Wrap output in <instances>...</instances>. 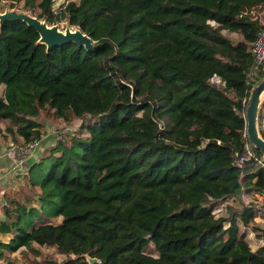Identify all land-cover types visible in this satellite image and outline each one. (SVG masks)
<instances>
[{
	"label": "trees",
	"instance_id": "16d2710c",
	"mask_svg": "<svg viewBox=\"0 0 264 264\" xmlns=\"http://www.w3.org/2000/svg\"><path fill=\"white\" fill-rule=\"evenodd\" d=\"M23 4L49 24L80 28L93 48L46 50L23 21L0 28V119L18 125L25 142L41 135L31 118L41 110L80 120L32 165L42 172L50 159L31 181L41 209L28 196L5 203L0 259L36 243L66 254L38 264H89L86 255L93 264H264V245L253 250L245 233L259 211L216 212L243 189L264 195V168L235 163L248 141L242 100L264 78L252 52L264 17L251 15L264 0ZM25 214L34 216L26 224Z\"/></svg>",
	"mask_w": 264,
	"mask_h": 264
},
{
	"label": "rangeland",
	"instance_id": "374dc122",
	"mask_svg": "<svg viewBox=\"0 0 264 264\" xmlns=\"http://www.w3.org/2000/svg\"><path fill=\"white\" fill-rule=\"evenodd\" d=\"M40 1V0H37ZM69 0H53V9H57L62 3H66ZM8 6L11 8L16 7L17 9H26L27 11H31L34 15L40 13V9L36 7L34 10L27 9L24 7L23 0L19 2H14L13 0H0V10L4 11ZM264 8L257 7L251 11V15L256 16L257 18H263ZM57 24L61 28H65L69 26L67 20H63L57 22ZM213 24V22H211ZM74 28V26H71ZM222 34L226 37L232 39L233 41H237L241 38L240 34L237 32H231L228 30H221ZM212 82H217V78H211ZM219 85L220 83H215ZM4 86H0V97L3 96ZM33 121H35V128L39 130L40 136L32 141L36 142V149L34 151V156L30 161L39 160L40 156L45 153H48L49 150L57 143L56 132L59 131L63 126H67L69 129L68 133L64 137V142H66L70 135L76 132L80 120L77 118L69 119V121H65L62 119L55 118L52 113L48 110H41L39 115L36 117H31ZM0 126L2 132L0 133V159H8L9 162L6 164H2L0 168V220L3 219V208L5 207V203L12 196L17 198L19 201H23L24 197L28 196L29 201L35 209L40 208L41 204L37 201L35 194L30 195V191L33 193L36 192V189L32 188V182H37L40 176L44 171H46L49 167L50 159H47L43 163V168L41 172V166H32L33 163L30 161H26L23 163H17L13 160V158L2 157L4 149L8 146L9 143H27L23 141V139L15 135L16 128L18 125L11 123L9 120L0 119ZM9 129L6 130V128ZM15 135V136H14ZM5 136V141L2 137ZM13 137L17 138V142L13 141ZM49 148V149H47ZM59 154V153H58ZM31 166V167H30ZM257 167V166H256ZM254 169V168H253ZM30 170V171H29ZM251 170V168H249ZM264 204V195L255 192H247L246 189H243L242 192L237 194L236 196L230 198L229 200L222 202L220 204V208L216 210L217 214L226 215L225 206H231L232 208L241 209L245 205H251L258 210V215L254 219L253 224L250 225L249 228L245 229L246 239L249 243H252V233L255 238L264 239V219L262 218L261 212ZM45 218L50 219L49 221L56 224L61 221V217H51L48 212L44 213ZM34 218L33 215L25 214L22 216V222L28 223L31 219ZM251 236V237H249ZM0 239L7 240V236H0ZM252 248V247H251ZM146 253L157 255L154 247L149 245L145 249ZM4 256L0 259V263L4 262L6 258L13 260L17 264H38L39 261L43 259H52L55 261H61L66 258V254H63L58 251L55 246L48 245H38L33 243L30 248L22 247L15 252H9L4 250Z\"/></svg>",
	"mask_w": 264,
	"mask_h": 264
},
{
	"label": "water",
	"instance_id": "95a60500",
	"mask_svg": "<svg viewBox=\"0 0 264 264\" xmlns=\"http://www.w3.org/2000/svg\"><path fill=\"white\" fill-rule=\"evenodd\" d=\"M23 21L28 26L33 27L39 34L37 44H43L46 50L52 47L74 42L83 46L86 50L93 48V40L78 27L70 25L61 28L57 23L49 24L46 19L38 18L31 11L26 9L11 8L8 6L4 11L0 10V28L5 22ZM264 99V78L256 84L250 92L249 102L245 108L246 134L249 143L264 155V139L257 130V114L261 101ZM89 264L98 261L95 257H88Z\"/></svg>",
	"mask_w": 264,
	"mask_h": 264
},
{
	"label": "built area",
	"instance_id": "2783aa9c",
	"mask_svg": "<svg viewBox=\"0 0 264 264\" xmlns=\"http://www.w3.org/2000/svg\"><path fill=\"white\" fill-rule=\"evenodd\" d=\"M253 57L255 61V68L257 69L260 65L264 67V28L258 31L256 38L252 46ZM217 78V77H216ZM220 83L219 78L217 82ZM243 104H247L249 101L246 98L242 100ZM257 130L259 136L264 139V108L260 111L258 109L257 114ZM69 129L67 126H63L56 132V139L62 140L64 135L67 134ZM36 149V142L30 141L27 143H9L8 146L4 149L2 157L13 158L17 163L26 162L34 156V151ZM252 161L257 167L264 168V155H258L254 147L247 141L244 145V150L242 153L236 155L235 163L241 165L245 162ZM262 218L264 219V204L261 212ZM262 245H264V239H262Z\"/></svg>",
	"mask_w": 264,
	"mask_h": 264
},
{
	"label": "crops",
	"instance_id": "0c3cea01",
	"mask_svg": "<svg viewBox=\"0 0 264 264\" xmlns=\"http://www.w3.org/2000/svg\"><path fill=\"white\" fill-rule=\"evenodd\" d=\"M31 160V159H30ZM29 160V161H30ZM7 162H9V160L8 159H0V168H1V166H2V164L4 165V164H6ZM31 163H34V161H30ZM7 165V164H6ZM252 233V243H250V245H251V247H252V249L253 250H255V249H257L261 244H262V238H260V239H256L255 238V236H253V232H251ZM249 237H251V236H249Z\"/></svg>",
	"mask_w": 264,
	"mask_h": 264
}]
</instances>
